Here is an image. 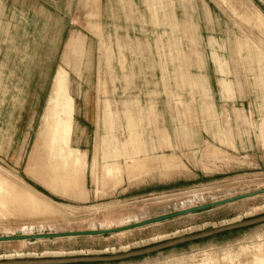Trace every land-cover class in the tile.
<instances>
[{"label": "rangeland", "instance_id": "obj_1", "mask_svg": "<svg viewBox=\"0 0 264 264\" xmlns=\"http://www.w3.org/2000/svg\"><path fill=\"white\" fill-rule=\"evenodd\" d=\"M0 3V236L121 229L252 193L108 233L0 240V260L122 253L264 214V146L256 139L264 143V74L254 54L264 58V0ZM72 33L83 46L68 69L74 118L66 71L52 81ZM198 71L209 92L186 81ZM221 78L232 84L224 98ZM105 102L116 136L134 129L148 153L106 161ZM234 108L253 126L237 123ZM71 264H264V222L146 255Z\"/></svg>", "mask_w": 264, "mask_h": 264}, {"label": "crops", "instance_id": "obj_2", "mask_svg": "<svg viewBox=\"0 0 264 264\" xmlns=\"http://www.w3.org/2000/svg\"><path fill=\"white\" fill-rule=\"evenodd\" d=\"M1 3H0V12H1ZM258 11V10H257ZM258 13H260L258 11ZM261 14V13H260ZM261 16L264 19V16L261 14ZM93 28H97L96 24L93 25ZM244 41L242 40H237L236 41V45L238 47H243L244 46ZM83 49L82 46V42H81V37L77 34V33H72L65 41V45H64V49L62 52V56H61V64L57 67V69L55 70L53 76H52V81L53 78L56 74V72L59 70V68H63L66 73H67V79H68V91L70 96L73 99V118H74V111H75V100L73 95L71 94V88H70V78H69V67H74L72 65L71 59H72V55L81 51ZM106 49H108V47H106ZM250 50L252 49H248V55L251 57V53ZM258 59L264 64V58L262 56V54H260L259 52L254 53ZM213 61L216 63L218 71L221 73H224L225 70L223 68L225 62L223 59H221L219 56L215 55V53H213ZM254 62V61H253ZM256 73V71L258 72L259 69H255L252 68ZM186 77V81L188 82V84L192 85V86H197V87H202L203 89H205L207 92L210 91V87L208 86V82H207V76L206 74H204L202 71H198V73L194 74V75H190V74H185ZM51 81V84H52ZM254 81H257L258 83L255 84V87L258 88L257 91H259V79L255 78ZM219 89H220V95L224 98L226 97L227 94H229L232 91V84L231 81L225 79V78H221L219 80ZM51 87V85H50ZM259 93V92H258ZM259 96V95H258ZM206 97H211L209 94H206ZM260 97V96H259ZM127 102L125 101L124 104H126ZM210 103L213 105V103L210 101ZM235 109V121L240 124H244V125H252L253 120L250 119L247 115L244 114L243 109H238V108H234ZM124 111H128L127 107H125ZM153 111V107L151 106L149 109V112ZM113 114L114 112L112 111L111 108H109L107 102H105L104 105V120H103V130L104 133H99L100 137H101V151L104 153V157H106V161L107 162H119L118 158L119 157H124V161L127 162V160L130 161H134L137 160L136 157L140 154V153H148L147 149H144L142 147L143 141L140 138V134L138 132H136L134 129H131V131L128 132L127 137H125L124 140H120L114 131V122H113ZM262 120H264V117L262 118ZM76 126V123H75ZM253 126V125H252ZM155 133L157 135V138L159 141H163V143L165 142V140H167V134L165 132L164 128H156ZM256 139L257 141L264 146V143H261L258 138H257V133H256ZM155 147V146H152ZM156 148V147H155ZM154 148V149H155ZM163 156V154H162Z\"/></svg>", "mask_w": 264, "mask_h": 264}, {"label": "water", "instance_id": "obj_3", "mask_svg": "<svg viewBox=\"0 0 264 264\" xmlns=\"http://www.w3.org/2000/svg\"><path fill=\"white\" fill-rule=\"evenodd\" d=\"M260 192H264V188L260 190ZM252 193H247L239 196H234V197H228L225 199H220V200H215L207 204H202V205H196L193 207H188L185 209H181L179 211L169 213V214H164L160 215L157 217L141 220V221H136L134 223L125 225L123 228L127 229L129 227H135V226H140L144 224H148L151 222L159 221L165 218L189 213L192 211L200 210L203 208L211 207L214 205L221 204L223 202L230 201L232 199H236L239 197L251 195ZM264 222V214L255 216V217H250L247 219L239 220L233 223H228L225 225H220L218 227H213L208 230L204 231H199L196 233H192L189 235H184L180 237H175L172 239H168L159 243H155L152 245H148L145 247L125 251L122 253H116V254H109V255H75V256H51V257H40V258H30V259H6V260H0V264H71V263H82V262H106V261H118V260H123L131 257H136V256H141V255H146L150 254L153 252H157L160 250H164L185 242L189 241H194L197 239H201L204 237L212 236L224 231H229L232 229L236 228H241L245 226H250L254 225L257 223ZM120 228H104V229H90L86 231H70V232H65V233H36L33 235H27V236H22V235H15V236H0V240H10V239H22V238H33V237H38V236H57L58 234L60 235H78V234H95V233H108L112 231H117Z\"/></svg>", "mask_w": 264, "mask_h": 264}, {"label": "bare ground", "instance_id": "obj_4", "mask_svg": "<svg viewBox=\"0 0 264 264\" xmlns=\"http://www.w3.org/2000/svg\"><path fill=\"white\" fill-rule=\"evenodd\" d=\"M252 16V15H251ZM96 17V16H95ZM249 18H250V16H249ZM258 25V24H257ZM256 26V25H255ZM259 26V25H258ZM260 27V26H259ZM262 27V26H261ZM263 28V27H262ZM259 30V29H258ZM261 30V29H260ZM262 32V31H261ZM264 32V31H263ZM250 53H251V51H250ZM250 60H251V57H250ZM260 65H261V68H262V70H263V74H264V64L260 61ZM227 111V110H226ZM228 115V114H227ZM45 207H46V205H45ZM47 208V207H46ZM43 209V208H42ZM41 209V210H42ZM44 212V211H43ZM125 228H121V229H119V230H124ZM22 236H24V235H22ZM22 239H25V238H22ZM16 240H21V239H16ZM76 252H71V253H68V254H75ZM79 253V252H78ZM67 254V253H66ZM60 255V253L59 252H46V253H44L42 256H59Z\"/></svg>", "mask_w": 264, "mask_h": 264}]
</instances>
